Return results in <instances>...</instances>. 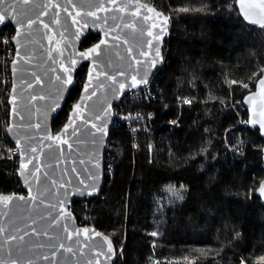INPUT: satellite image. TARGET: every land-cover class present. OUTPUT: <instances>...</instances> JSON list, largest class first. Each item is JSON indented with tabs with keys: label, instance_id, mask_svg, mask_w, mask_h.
<instances>
[{
	"label": "trees",
	"instance_id": "obj_1",
	"mask_svg": "<svg viewBox=\"0 0 264 264\" xmlns=\"http://www.w3.org/2000/svg\"><path fill=\"white\" fill-rule=\"evenodd\" d=\"M142 1L174 10L157 98L130 104L154 119L141 124L136 149L124 125L112 129L102 193L72 209L122 250L115 264H264V206L255 194L264 140L249 128L243 104L263 75L264 24L247 23L237 0ZM98 40L90 35L82 47ZM86 73L85 65L56 132ZM7 109L0 84V194L23 193L2 142Z\"/></svg>",
	"mask_w": 264,
	"mask_h": 264
},
{
	"label": "water",
	"instance_id": "obj_2",
	"mask_svg": "<svg viewBox=\"0 0 264 264\" xmlns=\"http://www.w3.org/2000/svg\"><path fill=\"white\" fill-rule=\"evenodd\" d=\"M236 2L247 23L264 24V0ZM18 11L23 27L6 18L0 30L15 32L7 134L20 151L24 192L0 194V264H115L114 240L79 225L72 206L101 195L115 107L164 64L171 22L142 0H20ZM90 35L99 40L82 47ZM85 65L79 97L56 132ZM243 104L249 128L264 140V75ZM262 186L264 178L255 191L264 206Z\"/></svg>",
	"mask_w": 264,
	"mask_h": 264
},
{
	"label": "built area",
	"instance_id": "obj_3",
	"mask_svg": "<svg viewBox=\"0 0 264 264\" xmlns=\"http://www.w3.org/2000/svg\"><path fill=\"white\" fill-rule=\"evenodd\" d=\"M168 17L172 22L174 20V10H169ZM14 29L11 26H5L0 30V84L4 88V96L6 98V106H7V122L4 125V130L6 131V137L2 139V142L8 148V159L14 162L13 167V176L16 180L19 181L18 172L20 165V151L18 146L10 139L7 134L6 125H9V116H10V108L8 104V99L11 93L12 86V78H11V64L14 60L16 48L12 41L14 37ZM166 60V59H165ZM166 62V61H165ZM164 62V64H165ZM163 64V65H164ZM163 65L154 73L149 83L142 86L140 89L136 91H132L128 93L124 99L118 104L117 109L115 107V115L118 113V120L113 121L112 128H118L124 125L128 131L130 132L133 138V144L135 149L138 144V133L141 124L148 123L151 126V122L154 119V115L152 113H145L141 110H132L130 108V104L136 100H146V101H154L157 98V90L159 86L155 85L156 76L161 71ZM161 94V91H160ZM188 101L187 98L184 99ZM183 101L182 105H189L190 102L185 103ZM147 124V125H148ZM114 146L112 144L111 138L109 137L107 147L105 150V160L107 161L108 172H111L112 167L111 164L108 163L109 160H113L111 158V152L113 151ZM104 160V166H105ZM83 204H86V201H82ZM79 225H85L84 221L78 220ZM122 252V250L118 251V255Z\"/></svg>",
	"mask_w": 264,
	"mask_h": 264
},
{
	"label": "snow or ice",
	"instance_id": "obj_4",
	"mask_svg": "<svg viewBox=\"0 0 264 264\" xmlns=\"http://www.w3.org/2000/svg\"><path fill=\"white\" fill-rule=\"evenodd\" d=\"M19 4H20V0H0V5L4 6L3 9L0 10V23H3L5 21V19L7 18V19H9V21L15 20L16 23L20 24L23 27L25 21H23L19 17H23L25 15V13L23 11H18V5ZM13 13H16V15H12ZM28 22L30 23L31 21H28ZM45 27H47V25H45ZM58 79L63 80V77H58ZM91 94L92 93H90L89 95H91ZM185 103H188V101H185ZM85 122H87V120ZM100 127H102V125ZM262 127H264V125H262ZM75 131L76 130L74 129L73 132L70 133V135H75ZM31 151L36 152V148L32 147ZM176 194L178 195V193H176ZM260 194L264 195V186H262L260 188ZM26 233H27V227L25 226L24 232L20 233L16 238L19 240H23L24 235ZM153 235H155V233H153ZM53 247H55V245Z\"/></svg>",
	"mask_w": 264,
	"mask_h": 264
},
{
	"label": "rangeland",
	"instance_id": "obj_5",
	"mask_svg": "<svg viewBox=\"0 0 264 264\" xmlns=\"http://www.w3.org/2000/svg\"><path fill=\"white\" fill-rule=\"evenodd\" d=\"M171 29H172V27H171ZM262 74L264 75V69L262 70ZM249 85V84H248ZM185 99V98H184ZM182 100V102L183 101H185V100ZM188 101L191 103V101L188 99ZM241 123H243V124H246V122L245 121H241ZM173 192V191H172ZM155 264H159V262L158 261H156V263Z\"/></svg>",
	"mask_w": 264,
	"mask_h": 264
},
{
	"label": "flooded vegetation",
	"instance_id": "obj_6",
	"mask_svg": "<svg viewBox=\"0 0 264 264\" xmlns=\"http://www.w3.org/2000/svg\"><path fill=\"white\" fill-rule=\"evenodd\" d=\"M9 26V25H8Z\"/></svg>",
	"mask_w": 264,
	"mask_h": 264
}]
</instances>
